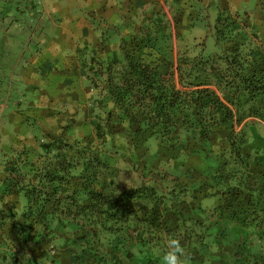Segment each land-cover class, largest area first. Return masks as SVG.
<instances>
[{"label":"trees","instance_id":"trees-1","mask_svg":"<svg viewBox=\"0 0 264 264\" xmlns=\"http://www.w3.org/2000/svg\"><path fill=\"white\" fill-rule=\"evenodd\" d=\"M168 28L158 12L116 53L81 52L94 97L80 120L19 108L0 148V264H161L169 238L187 264L217 247L225 264H264V2L217 12L213 54Z\"/></svg>","mask_w":264,"mask_h":264},{"label":"crops","instance_id":"crops-1","mask_svg":"<svg viewBox=\"0 0 264 264\" xmlns=\"http://www.w3.org/2000/svg\"><path fill=\"white\" fill-rule=\"evenodd\" d=\"M253 2L254 6L250 8L249 5ZM261 2L264 0H0V4L3 3V8L0 6V37L2 36L0 48L3 49L0 52V90L9 91L12 81L15 83L18 80L26 85L25 88L31 90L36 89L35 85L39 84L43 88L47 82L37 74H42L45 69L52 68L48 64V59L55 60L64 53L79 50L80 54L81 52L86 53L85 50L98 45L105 25L108 34L115 37V33L121 28L120 34L125 31L123 26L128 24L126 20L130 18L136 20V16L141 15L140 13H144L145 16L158 12L166 13L165 19L168 25L171 24V16H173L182 26L187 27L193 25L196 15L192 12L197 9L201 11L200 14H203L211 5L217 4L216 14L223 9L233 13L241 11L252 13L259 8ZM166 10H169L171 14ZM14 15H19L18 18L21 19L14 20L10 24L9 20ZM28 16L30 26L27 25ZM18 29L21 30L20 34H23L18 39V43H22L21 49L27 47L30 52L29 57L22 64L17 57L23 58L22 55L25 52L21 50L22 54L19 55L20 52H11L9 46L11 40L9 35L16 31L18 34ZM25 29L26 32H24ZM32 42L34 44L31 46ZM58 69L60 68L57 64L56 71ZM10 75L11 79H9ZM15 105H17L16 102ZM15 105L5 100L0 101L1 124L4 112H15L12 110ZM18 112L19 109L15 114L7 117L6 122L12 123L11 133L23 129ZM1 124L0 148L9 143L11 136L9 130Z\"/></svg>","mask_w":264,"mask_h":264},{"label":"rangeland","instance_id":"rangeland-1","mask_svg":"<svg viewBox=\"0 0 264 264\" xmlns=\"http://www.w3.org/2000/svg\"><path fill=\"white\" fill-rule=\"evenodd\" d=\"M0 6L3 8V3L0 4ZM250 8L254 6V2L251 3ZM216 5H211L209 8L205 10L203 14H200L201 11L197 9L196 11L192 12V14L196 15V19L193 21V25L190 26H182L177 20V18H173L171 16V24L169 25L168 32H170L173 37H176L177 35H180L182 37V40L185 42H194L203 40L205 44V50L207 54H213L216 52V46H215V40L212 35V28L214 25V21L216 18ZM169 14L170 11L166 10ZM141 15L136 16V20L134 19H128L126 22L127 25H124L126 30L129 31H137L139 27L143 25V22H145V19L151 16H145L144 13H140ZM165 18L167 17L166 13H164ZM253 16V15H252ZM19 15H14L12 18H10L9 23L11 24L14 22V20L21 19L18 18ZM0 19H1V13H0ZM33 19H31L32 21ZM253 20L256 22H259V16L254 15ZM21 22V21H20ZM28 24L30 26V17L28 16ZM8 23V25H9ZM32 26V25H31ZM47 29V27H45ZM121 28V27H120ZM188 28V29H187ZM33 29H35L33 27ZM104 32L101 33V41L100 45L98 44V48H104L105 52L107 54H111L112 52L118 51L117 45H118V37L124 36L125 31H122V34L119 32L115 33V37L112 36V34H108V30L106 29V25L103 28ZM122 30V29H121ZM14 33H11L9 35V46L11 48V52H20L22 49V43H18V39H20V36L23 34H20V29H18ZM27 30L25 29L24 32ZM2 37V36H1ZM0 37V38H1ZM28 36H26L27 38ZM115 38V40H114ZM118 40V42H117ZM34 44V42L31 43V46ZM104 44L103 47L101 45ZM12 45V46H11ZM178 45V43H177ZM1 47V46H0ZM3 51L2 48H0V52ZM25 52L24 55H22L23 58L17 57V60L21 62H25L26 58L29 57L30 52L27 47H25L22 52ZM22 52L19 53L22 54ZM105 53V54H106ZM66 54V55H65ZM82 54V53H81ZM83 55V54H82ZM103 55L98 53V58ZM96 58V59H98ZM57 62H56V61ZM48 59V64L51 65L52 68L45 69L42 74H37L41 78L47 82V85H44V91L42 86L35 85L34 90L25 88L26 85H23L21 80H18L17 82H13L11 84V89L9 91H1L0 90V101L5 100L6 102H9L12 105H15V102L20 105H15L12 110H15V112L20 109H27L30 108L33 103L41 104L42 106H49L50 104L52 107H57L55 109L59 112H67L66 118H73L75 120H80V118L83 116V112L86 113L85 108L83 107V104L85 101L90 100L94 97V92L91 91L90 83L88 80V77H90V73L87 71V62L82 61L80 58V52H67L62 54L59 58L56 59ZM99 60V61H100ZM56 62V63H55ZM59 65L58 71H56V66ZM66 64V65H65ZM19 75V72L17 73ZM20 76V75H19ZM9 79H11V75L9 76ZM51 92V94H50ZM50 95H55L53 99H49ZM82 100V101H81ZM14 103V104H13ZM82 103V104H81ZM33 106V105H32ZM11 107V106H10ZM53 109V108H52ZM15 112H9L5 111L4 119L2 120V127H5L9 130V135H14L13 132L11 133L12 123H9L7 120V117L12 116L15 114ZM30 115L32 114V111L28 112ZM62 115V114H61ZM60 117L58 114H54V116H45L43 114L44 118V125L43 128L46 131H51L53 133L54 130L57 129L60 125L59 123H62L60 120L56 121L55 118ZM66 120V119H65ZM64 120V121H65ZM6 124V126H5ZM15 132V131H14ZM78 136L82 135V131L77 127L75 130ZM33 134H35L33 132ZM8 135V136H9ZM36 135V134H35ZM30 143V142H29ZM190 164L192 166L197 167V169H200V167L205 164L204 160L201 157H193L191 160H189ZM3 163V156H0V164ZM120 166V165H119ZM1 166H0V173H1ZM119 179L118 182L120 184H124L126 186L131 185H138L139 180L136 179L135 173L133 174L131 171L127 169L126 166L121 165L119 167ZM170 171V170H169ZM171 174H177V172L170 171ZM219 247L215 248L212 253L205 257L203 261L200 264H225L222 259L224 258L222 255L224 252H220L218 249ZM221 249V247H220Z\"/></svg>","mask_w":264,"mask_h":264},{"label":"clouds","instance_id":"clouds-1","mask_svg":"<svg viewBox=\"0 0 264 264\" xmlns=\"http://www.w3.org/2000/svg\"><path fill=\"white\" fill-rule=\"evenodd\" d=\"M161 264H187L188 257L179 239L169 238L165 250L159 254Z\"/></svg>","mask_w":264,"mask_h":264}]
</instances>
